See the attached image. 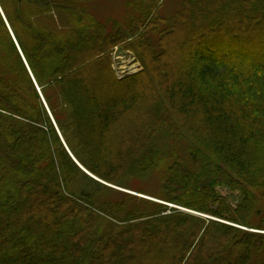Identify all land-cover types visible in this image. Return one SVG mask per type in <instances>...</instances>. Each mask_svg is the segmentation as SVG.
Instances as JSON below:
<instances>
[{
  "label": "trees",
  "instance_id": "1",
  "mask_svg": "<svg viewBox=\"0 0 264 264\" xmlns=\"http://www.w3.org/2000/svg\"><path fill=\"white\" fill-rule=\"evenodd\" d=\"M22 2L0 0V264H264V0H127L108 25ZM120 44L143 69L117 79Z\"/></svg>",
  "mask_w": 264,
  "mask_h": 264
},
{
  "label": "rangeland",
  "instance_id": "2",
  "mask_svg": "<svg viewBox=\"0 0 264 264\" xmlns=\"http://www.w3.org/2000/svg\"><path fill=\"white\" fill-rule=\"evenodd\" d=\"M34 1L35 0H23L21 5H23V6L29 5V4L34 3ZM126 1L127 0H88L86 7L88 9V12L95 19H97L100 23H102L104 25L105 24L108 25L113 20L122 21L124 18L127 17L129 9H128V6L126 5ZM181 2H182V0H162L161 6H160L158 12L164 17L169 16L172 13H174L177 9L180 8ZM0 10L3 13L1 6H0ZM1 12H0V14H1ZM1 16H2V14H1ZM54 18L56 19L55 22H57V26L59 28L69 25V22H70L69 17L67 15H65L64 13H61L59 16L54 15ZM44 19H45L44 17L40 18V19L37 18L39 23L42 22L43 25L52 27L51 25L46 24V20L48 21V19H46V20H44ZM106 21H108V22H106ZM34 22L37 23L36 20H34ZM175 42H177V41H175ZM176 57H177V52L173 51V47H171L169 49L168 58L170 59L169 60L170 65L172 67H175V68L179 67V65H180V62H175L174 59ZM110 68H111L114 76L117 79H122L126 76L139 73L140 71H142L143 66L141 65V62L137 58L136 54L131 49H125L123 47V44H120V45L114 46L110 51ZM162 140L166 144L168 142V140H170V139L167 136H163ZM182 148H183L182 146L178 147V149L180 151ZM75 162L77 164H79L76 160H75ZM78 166L80 167V164ZM80 168L87 174V176L94 179L95 181H98L102 184H106V185L111 186L107 182L100 180L99 178L93 176L91 173L86 171L82 166ZM161 174H162L161 172L160 173L159 172L153 173V175L148 177V179H146L145 181H140L138 179L127 180L126 184L128 187H130L132 189H140V190H144L147 192H149V191L156 192L159 188L158 182H159V178H160ZM76 186L79 189L80 187L90 188L91 186H94V185L88 178L80 177V180L78 182H76ZM76 186H74L75 189H76ZM111 187L118 189L120 191H123L126 194L135 196L137 199H140V198L150 199V200H154V201H158V202H162L164 204H167V206H169L170 208H175V209L183 211V212H189V210L186 208L180 207L178 205L170 204L166 201H162V200L153 198L152 196H149L148 194L139 193V192L134 191V190H129V189L116 187V186H111ZM216 189H217L218 193L220 195H222L223 197H225L227 199V201L232 206H236V204L238 203V198H239V193L237 191H231L228 188L222 187V186H218ZM110 196H111V194H110ZM261 214L264 217V204L261 205ZM246 230L257 231L256 229H246ZM257 232H261V231H257ZM262 232L264 233V231H262Z\"/></svg>",
  "mask_w": 264,
  "mask_h": 264
},
{
  "label": "water",
  "instance_id": "3",
  "mask_svg": "<svg viewBox=\"0 0 264 264\" xmlns=\"http://www.w3.org/2000/svg\"><path fill=\"white\" fill-rule=\"evenodd\" d=\"M0 12H1V10H0ZM1 14H2V12H1ZM2 16H3V14H2ZM3 18H4V16H3ZM4 20H5V18H4ZM13 36V35H12ZM71 155V154H70ZM72 156V155H71ZM75 160V159H74ZM79 165V164H78ZM81 167V166H80Z\"/></svg>",
  "mask_w": 264,
  "mask_h": 264
}]
</instances>
